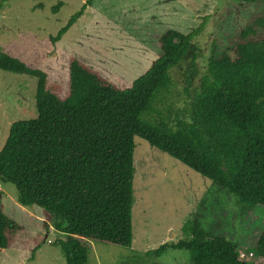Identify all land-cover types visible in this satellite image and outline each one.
<instances>
[{
	"label": "trees",
	"instance_id": "16d2710c",
	"mask_svg": "<svg viewBox=\"0 0 264 264\" xmlns=\"http://www.w3.org/2000/svg\"><path fill=\"white\" fill-rule=\"evenodd\" d=\"M90 3L50 37L52 43ZM199 31H165L158 38L159 57L127 88L72 57L64 96L44 71L0 52L1 70L37 78L36 116L11 124L0 150V182L16 186L20 204L51 216L65 235L54 243L67 264H87L89 240L131 246L137 136L236 196L243 210L264 207V17L213 53L202 71L194 42ZM185 64L189 101L174 108L172 70ZM45 227L50 233L47 222ZM20 231L0 206V249L9 248ZM168 248L189 251L193 264H255L224 235L205 230L196 215L190 238L163 244L154 254ZM253 255L264 259V231Z\"/></svg>",
	"mask_w": 264,
	"mask_h": 264
},
{
	"label": "rangeland",
	"instance_id": "374dc122",
	"mask_svg": "<svg viewBox=\"0 0 264 264\" xmlns=\"http://www.w3.org/2000/svg\"><path fill=\"white\" fill-rule=\"evenodd\" d=\"M87 1H5L0 9V52L44 71L49 85L63 87V96L72 57L127 88L159 57L158 38L168 29L182 33L200 29L194 42L202 53L196 61L202 71L213 53L239 40L242 29L264 17V5L252 0H91L62 39L52 43L50 37ZM59 2L62 5L55 12L53 7ZM259 35L264 36V31ZM186 67L172 70L174 108L188 105ZM36 87L35 77L0 69V150L12 123L36 116ZM134 141L132 244L89 240L87 264H193L185 249L168 248L159 256L154 251L190 238L195 215L205 230L235 243L242 257L264 264L263 258L253 255L264 231V207L243 210L236 196L209 178L141 137ZM17 196L13 183L0 182V206L22 226L14 243L0 252V264H67L62 248L54 243L65 238L54 220L39 206H23Z\"/></svg>",
	"mask_w": 264,
	"mask_h": 264
},
{
	"label": "crops",
	"instance_id": "0c3cea01",
	"mask_svg": "<svg viewBox=\"0 0 264 264\" xmlns=\"http://www.w3.org/2000/svg\"><path fill=\"white\" fill-rule=\"evenodd\" d=\"M37 249H38V248H37ZM2 250H4V249H1L0 252H1ZM35 253H36V251H35ZM35 253H34V256H31V259H33V258L35 257Z\"/></svg>",
	"mask_w": 264,
	"mask_h": 264
},
{
	"label": "water",
	"instance_id": "95a60500",
	"mask_svg": "<svg viewBox=\"0 0 264 264\" xmlns=\"http://www.w3.org/2000/svg\"><path fill=\"white\" fill-rule=\"evenodd\" d=\"M1 250V249H0Z\"/></svg>",
	"mask_w": 264,
	"mask_h": 264
}]
</instances>
